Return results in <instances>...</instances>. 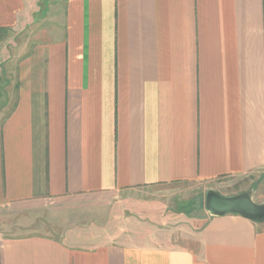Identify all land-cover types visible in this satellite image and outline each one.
<instances>
[{
    "label": "crops",
    "instance_id": "obj_1",
    "mask_svg": "<svg viewBox=\"0 0 264 264\" xmlns=\"http://www.w3.org/2000/svg\"><path fill=\"white\" fill-rule=\"evenodd\" d=\"M0 76V210L169 185L264 204V0H0ZM86 230L0 236V264H264L239 214L148 244Z\"/></svg>",
    "mask_w": 264,
    "mask_h": 264
},
{
    "label": "rangeland",
    "instance_id": "obj_2",
    "mask_svg": "<svg viewBox=\"0 0 264 264\" xmlns=\"http://www.w3.org/2000/svg\"><path fill=\"white\" fill-rule=\"evenodd\" d=\"M2 92L0 79V95ZM244 186L245 181L240 182L227 193ZM205 194L206 189L200 185H169L137 189L98 205L79 201L53 206V210L8 207L0 210V236L60 235L69 227H80L87 229L86 235L108 242L148 244L156 238L183 239L200 226L206 212Z\"/></svg>",
    "mask_w": 264,
    "mask_h": 264
},
{
    "label": "water",
    "instance_id": "obj_3",
    "mask_svg": "<svg viewBox=\"0 0 264 264\" xmlns=\"http://www.w3.org/2000/svg\"><path fill=\"white\" fill-rule=\"evenodd\" d=\"M206 210L212 216L239 214L254 221H264V204H256L252 192L225 197L210 191L206 196Z\"/></svg>",
    "mask_w": 264,
    "mask_h": 264
}]
</instances>
